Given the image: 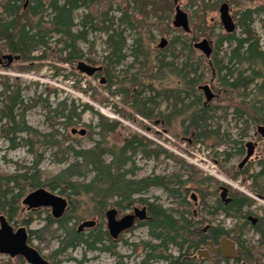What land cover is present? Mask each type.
Returning <instances> with one entry per match:
<instances>
[{
  "label": "trees",
  "instance_id": "obj_1",
  "mask_svg": "<svg viewBox=\"0 0 264 264\" xmlns=\"http://www.w3.org/2000/svg\"><path fill=\"white\" fill-rule=\"evenodd\" d=\"M93 1L95 0H51L46 3L44 0H34L25 8V6L23 7L25 0H0V43L4 44V48L8 52L21 56L20 61L38 62L47 60L50 56L47 52L37 57L34 54L39 51L40 47H45L49 52L50 36L58 35L60 36L59 41L63 42L60 53L61 56L63 54L65 56L61 57L62 61L72 64L84 59V53L78 43L87 42L90 32L101 31L107 35L106 55L102 63L112 67L120 65L127 58L128 40L125 32L128 28L135 32L133 57L136 60L142 58L147 63L151 58L149 53L151 44L155 40L154 32L151 31L152 29L147 23L151 18L150 14H152L147 12L148 7L153 8L152 11L157 7V12L153 16L160 21L164 20L159 15L158 8L162 9V7L158 6V0H133V7L129 6L131 1L122 0L123 5L127 7L120 8L121 17L118 19L120 23L117 25L112 19L111 26L95 28V18L90 12L81 17L78 24L79 29L76 30V11L90 9ZM48 8L52 10L50 16L46 15ZM262 8L248 9L241 13V18L238 20L241 36L234 33L219 37L216 51L223 49L225 45L228 47L222 59H219L217 52L210 59L202 56L196 57L192 47L193 30L190 34L191 38L189 35L177 37L172 44H181L182 49L190 53L186 60L178 62L179 57L176 56V59L169 61L166 56H163L156 57L155 61L157 63L155 67L157 69L156 79L164 73V75L175 78V85H171V88L161 90V92L157 90L155 95L149 93V97H147L140 89L137 79L139 74H137L125 92L132 110L149 120H152L157 112L165 119V126H171L173 121L181 119L184 132L193 135L194 141L216 140L217 145H222L227 138L222 136L220 126L216 130L211 129L209 123L214 109L210 105L212 102H204L203 92L200 90L201 86L209 84L206 71L210 70L215 73L210 79L211 83L214 78L217 79L218 91L222 94L223 101L232 104L234 106L233 113L248 125L246 134H243L242 138L248 135L251 127L264 125V39L255 30V24L258 22L256 18H260L261 12L264 15ZM259 22L263 23L264 29V19ZM102 24L105 25V21ZM122 26L126 28L122 29ZM109 77L113 76L109 74ZM147 79L149 80V78ZM109 81L112 84L111 79ZM19 89V85H10L9 81H6L2 92H0V134H6L5 136L11 139L13 148L22 145L30 146L31 149L32 141L18 138L19 133L30 134L32 129L25 122L26 110L23 109V100H21ZM153 92L154 90H152ZM160 97L171 104L169 114L161 112ZM90 109L83 106L81 113H78L76 103L66 101L60 103L52 112L56 114V117L64 120L68 128L80 123L82 113ZM96 113L100 119L98 127L103 131L107 130L108 134L100 133L101 141L91 149L78 150L71 146L65 147V153L70 157L73 155L74 161L70 163V158L63 160V163L68 166L59 174L45 175L40 170V160L34 164V176L30 171L32 168L20 175L15 174L7 177L0 175V212L7 208L10 210L8 214L13 217L16 215L13 208L23 198L25 191L28 189L35 191L40 188L57 192L58 195L69 201L70 206L77 199L86 198L102 218L112 208L118 207L127 210L135 203L142 202L148 206L149 219L146 224L150 228L151 239L158 241L156 244L144 243L147 256L143 264H149L151 260H175L173 255L168 254L172 245L179 248L181 255L175 262L186 264L187 262L181 263L180 260L192 251L199 250L211 238L209 235L206 236L201 229L202 222L206 220L200 216L196 217L195 213L190 212H187L188 217L185 213L181 218H177L159 203L150 202L139 196L144 195L152 187H161L177 197L182 204H188V196H186L189 192L188 188H185L184 192H182V188L186 187L190 180L184 181L179 176H149L135 179L137 167L134 158L139 153L145 158L160 161L162 156H169L167 151L161 147L152 150L151 142L137 135L124 138L120 145H118L117 139L112 144V137H116L120 124L99 112ZM10 115L11 117H9ZM7 117L9 119L3 125V121ZM124 117L126 118V115ZM55 133L41 134L34 131V147L41 143L53 148L59 147V150H62L64 145L55 139ZM233 143L236 145L238 155H243V139L233 140ZM108 144L112 145L111 149L106 148ZM108 156L111 158L108 159ZM228 156L230 158L231 154ZM185 167L193 169L189 165H185ZM260 167L257 174L249 177L255 183L253 184L255 192L264 194V158L260 162ZM247 172L249 171L244 173L247 174ZM238 175L240 174L238 173ZM192 180L198 184L196 190L202 194V203L211 218L210 220L220 212L227 216L246 220L249 213H246L245 209L252 207L253 198L244 194H231L233 201L229 205L218 200L215 206H210L206 202L201 187L214 179H202L196 174V176H192ZM64 217L61 220L49 218V227L57 226V231L62 234L61 246L54 253L56 256H62L69 249L83 244H86L91 250L100 249L113 254L111 247H105L103 234L92 233L88 238H84L83 234L79 233L74 226H69ZM262 224H264V219ZM43 231L47 232L46 229ZM217 231L225 233L222 229ZM35 234L36 232H34Z\"/></svg>",
  "mask_w": 264,
  "mask_h": 264
},
{
  "label": "rangeland",
  "instance_id": "obj_2",
  "mask_svg": "<svg viewBox=\"0 0 264 264\" xmlns=\"http://www.w3.org/2000/svg\"><path fill=\"white\" fill-rule=\"evenodd\" d=\"M32 3L34 0H29ZM51 0H44L48 3ZM129 6L133 7V0H129ZM25 0L23 7L27 4ZM90 9H81L76 11V30L79 29V21L84 14L92 13L95 18V28H103L111 26V21L114 19L115 24L120 23L118 19L121 17L120 8H126L122 0H95L92 2ZM228 3L231 8V15L235 22L239 25L238 20L241 18V13L248 9L264 10V0H158V8L163 21L158 20L153 16L157 12V7L149 8L147 12L151 18L147 21L148 26L154 32L155 40L151 44L150 59L147 63L142 58L136 60L133 55V40L135 32L126 29V37L128 40L126 48V60L120 65L108 67L103 64L104 56L106 55V38L107 35L101 31H92L88 35L87 42H79L78 46L84 53V59L88 65L102 67V72L94 77H89L77 70L78 61L72 64L62 61L65 55L61 56L60 50L63 48V42L59 41L60 36L51 35L48 48L40 47L39 51L34 54L35 57L48 53L47 60L44 61H29L15 62L10 68L0 67V92L4 88L6 81L10 85H19L21 97L24 105H29L25 113L26 125L31 129L30 134L22 133L19 138H24L32 141V147H24L22 145L13 148L6 134H0V175L3 177L11 175H20L32 168L30 171L34 173V164L41 160L40 170L49 176L59 174L68 165L63 163V160L70 158V163L74 161L65 153V147L71 146L74 149H91L96 143L101 141L100 133L108 134L107 130H101L98 127L100 123L99 116L96 112L101 113L112 121L118 122L119 129L116 132V137H112L111 143L118 142L132 135L142 136L151 142L152 150L158 148L165 149L169 156H162L160 161L145 158L139 153L135 158V166L137 173L135 179H141L149 176H179L182 180H190L185 188L189 191L188 204H181L177 197L171 195L161 187H152L144 195L139 197L147 199L150 202H156L170 210L175 216L180 213H198L201 218L206 221L211 219L205 211L202 203V194L197 191L198 184L192 180V176L196 174L200 178H212L214 180L206 182L201 189L205 194L206 202L210 206H215L220 199L221 182L231 188L232 194H244L254 196V204L251 208L246 209V213L262 216L264 214V203L257 200V193L253 188L252 180L249 176L257 174L260 171V162L264 158V140L257 131V126L251 127L247 136V124L244 120H240L233 113L234 106L223 101L222 94L218 91L217 79L211 83V78L214 71H206L208 82L216 94V99L210 104L214 112L210 121L211 129L216 130L221 127L222 136H226V141L222 145H217L216 140L194 141L193 135H188L184 132L181 126V119L173 121L171 126H165V119L156 112L152 120H149L139 114H136L131 104L128 103L125 96L126 89L129 83L137 76L140 89L144 96L149 97V93L155 95V91L166 90L175 85V78L169 75L157 76L156 57L161 58L166 56L169 61L179 57L178 62L186 60L190 53L184 51L181 44H172V42L180 36L186 34L173 26L176 6L188 14L190 18V26L193 30V41H201L208 39L214 45V54L217 52L219 59L224 58L227 45L223 49L216 51L217 40L220 36L225 35L226 31L220 18V7ZM172 8V9H170ZM52 10L48 8L47 16H50ZM261 12L260 18L255 24L256 32L264 39L263 23L259 22L264 19ZM105 21V25L102 22ZM122 26V29H125ZM237 36H241V29L238 28ZM190 36V35H189ZM166 38L169 45L164 49H159L161 39ZM191 38V36H190ZM192 41V42H193ZM191 42V43H192ZM47 48V49H48ZM195 50V49H194ZM0 51L9 53L4 48V44L0 43ZM196 57L205 56L198 50H195ZM193 56V55H192ZM155 68V69H154ZM111 74L113 77H109ZM149 78V80L147 79ZM155 78V79H154ZM112 84L110 83V80ZM154 79V80H153ZM104 83L102 84V82ZM208 84V85H209ZM111 85H113L111 87ZM153 88H150V87ZM111 87V88H110ZM174 88V87H172ZM152 90L154 92L152 93ZM124 92V93H123ZM204 102L206 98L202 93ZM164 98V97H163ZM70 103L74 101L78 108L77 112L81 113L83 106H87L90 110L82 113L81 122L71 127H66L64 120L56 117L52 112L60 103ZM158 101V100H157ZM161 112L164 114L170 113L171 104L165 102L160 97ZM34 103L33 106H31ZM1 104V99H0ZM126 115V118L124 117ZM163 123V124H162ZM91 127V128H90ZM106 127V126H105ZM73 129H86L87 135L72 134ZM106 129V128H105ZM1 130V127H0ZM34 131L41 134L55 133L56 140L63 143L62 150L53 148L46 144H37L34 147ZM257 136V138H256ZM256 138V139H255ZM242 140L244 146V155L246 154L245 145L254 140L259 141V147L256 150L252 161L242 171H239L238 165L242 161L244 155H238L236 145L233 140ZM19 142V140H17ZM261 142V143H260ZM112 145L108 144L107 149H111ZM228 154H231L229 158ZM111 157L108 156V159ZM185 165L193 167L187 169ZM249 171L244 173L245 171ZM240 174L237 176V174ZM237 176V177H236ZM236 177V178H235ZM200 188V187H199ZM47 189V188H46ZM32 189L25 191L24 196L29 194ZM54 193V192H53ZM57 194V192H55ZM197 196V202L192 199V196ZM138 197V198H139ZM142 202L135 203L132 207H140ZM131 207V208H132ZM120 215H125L128 210H122L116 207ZM130 208V209H131ZM24 211V208L22 209ZM22 211V217L27 219L29 214ZM248 214V215H249ZM189 216V215H188ZM49 218H53L51 210L41 208L34 211L31 229L36 232L33 240L34 247L38 248L44 256L50 259L52 264H143L146 251H144V243L158 241L151 239L145 224L139 223L133 230L123 234L118 240L114 248V254L109 252H100L99 250L91 251L86 244L79 245L76 248L69 249L66 254L56 256L54 253L61 246L62 234L58 232L57 226L49 227ZM66 218V219H65ZM69 226H74L77 230L80 224L85 221L98 220V226L93 229H88L83 233L84 238L92 233L103 234L107 230V220L99 217L98 212L90 204L86 198H79L71 204L66 216L64 217ZM215 223L222 222L227 227L234 226L235 220H228L224 215L218 214L213 217ZM206 225V224H205ZM204 225V226H205ZM47 230V232L43 230ZM43 231V232H42ZM246 234L255 237L253 228L248 225ZM256 238V237H255ZM105 244L110 246V241L106 240ZM171 254H176L175 247H170ZM168 252V254H170ZM6 261L5 256L0 255V264ZM150 262L149 264H155ZM161 264V262H158Z\"/></svg>",
  "mask_w": 264,
  "mask_h": 264
},
{
  "label": "flooded vegetation",
  "instance_id": "obj_3",
  "mask_svg": "<svg viewBox=\"0 0 264 264\" xmlns=\"http://www.w3.org/2000/svg\"><path fill=\"white\" fill-rule=\"evenodd\" d=\"M29 3H30V1L28 0L27 4L25 5V8L29 5ZM7 54H11V53L10 52L9 53H3L2 51H0V58L2 59L0 67L10 68L15 63V61H14L13 63L8 64V60L3 59V56L7 55ZM21 100H22V97H21ZM33 105H34V103L31 106H33ZM28 108H29V105L25 106L24 102H23V109L27 111ZM9 117H11V115ZM9 117L4 119L3 125H5L7 123V120L9 119ZM20 134H22V133L18 134V138H19ZM256 138H257V136H256ZM261 138H262V140H264V137L261 136ZM9 142L12 144L11 139H9ZM252 142L255 146V152H254V155H255L256 150L259 147V141L254 140ZM243 148H244V146H243ZM245 148H246V154L245 155L243 154L244 155L243 159L246 157L247 152H248L247 144L245 145ZM254 155L251 157V159L243 167H240V164L242 161L239 163V165H238L239 171L243 172V170L252 161ZM33 176H34V173H33ZM221 183L222 184L220 186V199L219 200H221L225 205H229L233 201V198L231 196L232 190L229 186L224 185L223 182H221ZM252 183L255 184L253 180H252ZM222 188H226V190L228 192L226 198H222V192H223ZM32 193H34V189H32V191L29 194H27L25 197L21 198L20 201L17 203V205H15V207L13 209H15L14 211L16 212L15 213L16 215H14L13 217H11V214L10 215L8 214V212L10 210L7 208L5 210H1V212H0V229L3 228V225L7 227V230L0 237V255L6 257V261L4 264H34V263L30 262L25 256L15 254L16 244L14 242V239H16L18 237L19 233L22 230L25 232L24 246L27 248V250L31 251V252L37 251L44 262H46L48 264H52V262L50 261L49 258L44 256L38 248L34 247L33 240H34V236H35L34 235L35 231L31 229V225H32L31 222L34 218V211H37L41 208H47V209L51 210V215H52V209L48 208V207H34V205L32 206L30 204H26L25 200ZM256 193H257L256 194L257 196H264V194H261L259 192H256ZM250 197L252 198V196H250ZM192 199L195 202H197L198 198L196 195H193ZM257 200H259V199H257ZM259 201H261V200H259ZM261 202H263V201H261ZM23 208H24V211L22 210ZM69 208H70V204L68 203V207L65 211V214L61 218L56 219V218H54L53 215H52V217L55 220L63 219V217L67 214ZM111 210L114 212L113 217H110V215H108L107 212L105 213V218L107 220V230L103 233V235L105 238L104 245L106 248L111 247L114 250V248L116 247V244L118 243V240L121 238V236L123 234L133 230L135 227H137L139 225V223L145 224V227L147 228L148 233L150 235V228L146 224L148 222V219H149L148 206L147 205H143L140 207H132L129 210L127 209L128 213H126L125 215H122V216L120 215L117 208H112ZM22 211L29 214L27 219H24V220H23V218L21 219ZM145 211H146V214H145ZM245 211H246V209H245ZM182 214L183 213H180L179 216H175L174 214L173 215L177 218H181ZM218 214L224 215V218H226L228 220H232V219L235 220L234 226L227 227L222 222H219L217 224L215 222H212L213 219L203 221L202 225H201L202 232L206 236L209 235L211 238L208 239L206 241V243L204 245H202L199 250L192 251L188 256L181 259L180 262L181 263L187 262L186 264H264V226L262 227V225H264V224H262V220L264 219V214L262 216H256V215L249 214L246 217V220L245 219L242 220L241 218H238V217L227 216L223 212H220ZM128 215L134 217L133 226L130 229L123 231V232L118 234L116 229L111 227L110 219L112 218L111 222L115 224L116 222H119L120 220H122L124 217H126ZM195 215H196V217L199 216L198 213H195ZM186 216L188 217V213H186ZM141 217H143V218H141ZM251 217L254 219H257V221L254 222L251 219ZM98 224H99L98 220H95V219L92 221H85L82 224H80V226L78 227V232L83 234L88 229L96 228L98 226ZM248 225H250L253 228L256 238L254 236L250 237L249 235L246 234V227ZM218 229L224 230L225 233H223V234L221 232L219 233L217 231ZM261 230H263V231H261ZM208 233H210V234H208ZM224 239H226V241H231L233 243L232 249H230V252L233 254V257H228L221 251L220 248L222 246V242ZM106 240L110 241V246H107V244H105ZM173 247H175V246H173ZM175 249L177 251L176 254H174V255L171 254L169 252L170 251L169 250L168 251L170 253L169 255H173V257H175L176 259L180 258L181 255H180L179 248L175 247ZM96 250H99L100 252H106L107 253V251H102L100 249H92L91 251H96ZM106 250H108V249H106ZM201 252H204L205 254L203 256H201L200 255ZM109 253L112 254V252H109ZM113 254H114V251H113ZM146 256L147 255H145L144 260L146 259ZM176 259L175 260H173V259L158 260V261L157 260H151V262L154 263V261H155L156 262L155 264H159L158 263L159 261L161 262V264H180V263L175 262Z\"/></svg>",
  "mask_w": 264,
  "mask_h": 264
},
{
  "label": "water",
  "instance_id": "obj_4",
  "mask_svg": "<svg viewBox=\"0 0 264 264\" xmlns=\"http://www.w3.org/2000/svg\"><path fill=\"white\" fill-rule=\"evenodd\" d=\"M220 18L221 22L224 26L225 31L227 34H233L237 30V25L234 21V18L230 14L231 8L228 3H224L220 7ZM173 26L176 29L182 30L185 34H190L192 32L191 26H190V18L187 13H185L180 6H176V14L173 22ZM169 42L166 38H163L161 40V43L159 44L160 49H165L168 46ZM194 49L202 52L203 55H205L207 58H211L213 54V47L211 42L208 39H204L202 41L196 42L193 45ZM3 59L8 60V64L13 63L14 61H20L21 56H14L12 54H7L3 56ZM2 62V59L0 58V64ZM102 67H94L86 64L84 61H80L77 65V70L82 73L86 74L89 77H94L96 74L102 72ZM104 81L102 82V84ZM200 90L203 91L207 103H211L215 98L216 94L213 92L212 88L209 85H204L200 87ZM258 131L260 134L264 137V126H260L258 128ZM72 134L76 135L79 134L81 136H85L87 134L86 129L78 130L73 129ZM248 152L247 156L244 158V160L241 162L240 167H243L253 156L255 152V146L252 142H249L247 144ZM222 198L227 197V190L226 188H222ZM258 199L261 201H264V196H258ZM26 204L34 205V207H48L52 209V215L54 218L59 219L64 214L68 207V200L60 195H56L45 188H40L34 193L30 194L27 199L25 200ZM110 217H113L114 212L112 210H109L107 212ZM146 214V211H145ZM144 214V215H145ZM143 218V217H141ZM112 218L110 219V225L112 228H115L116 231L119 233L126 231L130 229L133 226L134 217L133 216H126L119 222H116L115 224L111 222ZM254 222L257 221V219L252 218ZM7 230V227L3 225V228L0 229V237L4 232ZM24 240H25V232L22 230L18 237L14 239V242L16 244V255H23L25 256L30 262L34 264H48L42 260L39 253L37 251L31 252L28 251L27 248L24 246ZM233 243L231 241H226V239L223 240L221 251L228 257H233V254L230 252V249H232ZM14 254V255H15ZM205 253L201 252L200 255L203 256Z\"/></svg>",
  "mask_w": 264,
  "mask_h": 264
},
{
  "label": "bare ground",
  "instance_id": "obj_5",
  "mask_svg": "<svg viewBox=\"0 0 264 264\" xmlns=\"http://www.w3.org/2000/svg\"><path fill=\"white\" fill-rule=\"evenodd\" d=\"M160 50H164V49H160ZM206 85H208V84H206ZM204 86V85H203ZM210 86V85H209ZM203 92V91H202ZM206 98V97H205ZM257 131H258V129H257ZM258 133L260 134V132L258 131ZM261 135V134H260ZM262 136V135H261ZM263 137V136H262ZM253 143V142H252ZM248 144V143H247ZM254 155V154H253ZM247 156V155H246ZM251 159V158H250ZM228 185V184H227ZM254 197V196H253ZM252 197V198H253ZM256 199H258V196L256 197ZM251 219H252V217H251Z\"/></svg>",
  "mask_w": 264,
  "mask_h": 264
}]
</instances>
